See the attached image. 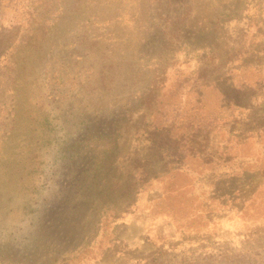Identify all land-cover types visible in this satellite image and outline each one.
I'll return each instance as SVG.
<instances>
[{
  "label": "rangeland",
  "instance_id": "rangeland-1",
  "mask_svg": "<svg viewBox=\"0 0 264 264\" xmlns=\"http://www.w3.org/2000/svg\"><path fill=\"white\" fill-rule=\"evenodd\" d=\"M0 261L264 264V0H0Z\"/></svg>",
  "mask_w": 264,
  "mask_h": 264
},
{
  "label": "trees",
  "instance_id": "trees-1",
  "mask_svg": "<svg viewBox=\"0 0 264 264\" xmlns=\"http://www.w3.org/2000/svg\"><path fill=\"white\" fill-rule=\"evenodd\" d=\"M222 91H223V89H222ZM236 90L235 89H233L232 90V92H235ZM237 92V91H236ZM237 95L239 94V93H236ZM239 97V96H238ZM163 130L164 129H162V128H158V129H155L154 131H152V133H151V135H150V138H149V141H151L150 142V144H151V149L154 151V153H153V157H155L156 155H161V147H160V145H158V144H156V143H161V140H160V138H161V136L162 135H165V139L169 136V130H166L165 132H163ZM162 132V133H161ZM109 143V142H108ZM116 147H117V145H116V143L115 144H107V145H104L103 146V153L101 154V156H100V158H99V160H100V163L102 164V165H112L110 162V159H111V155H112V153H115V151H117L116 150ZM129 172V171H128ZM112 174H115V173H112ZM128 175H130L131 176V182H130V186L132 187V189H133V191H136V188H137V183H138V181H134L133 182V178H138V174H137V172H135V175L134 174H128ZM127 175V176H128ZM140 175V174H139ZM247 176H245V177H240V178H238L237 179V181H243V180H245V178H246ZM252 178V177H251ZM253 179V178H252ZM125 185V184H124ZM124 185H122V186H119L118 188H117V192H115V193H118V194H123V192H126L127 191V189L124 187ZM135 185V186H134ZM108 195H111L112 194V192L111 191H107L106 192ZM1 262V261H0Z\"/></svg>",
  "mask_w": 264,
  "mask_h": 264
}]
</instances>
